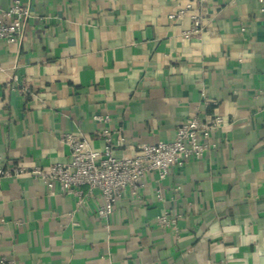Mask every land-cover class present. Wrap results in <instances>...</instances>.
<instances>
[{"label": "crops", "instance_id": "crops-1", "mask_svg": "<svg viewBox=\"0 0 264 264\" xmlns=\"http://www.w3.org/2000/svg\"><path fill=\"white\" fill-rule=\"evenodd\" d=\"M188 2L21 0L25 34L0 42V170L23 171L0 177V264H264V6L193 1L191 35ZM215 115V149L147 174L106 220L99 191L33 174L69 160L68 134L101 151L109 130L131 157Z\"/></svg>", "mask_w": 264, "mask_h": 264}, {"label": "built area", "instance_id": "built-area-1", "mask_svg": "<svg viewBox=\"0 0 264 264\" xmlns=\"http://www.w3.org/2000/svg\"><path fill=\"white\" fill-rule=\"evenodd\" d=\"M11 1L9 9L0 14V42L7 44L22 40L29 17V12L23 8L21 0ZM193 1L205 0H190L177 13L178 18L190 14L193 24L189 32L191 35L199 34L202 25L201 18L191 14L194 10ZM257 1L264 6V0ZM223 123V118L218 115L204 119L194 116L178 127L173 141L137 144L135 154L131 157H118L115 154L116 149L124 144V139H115L109 130L102 132L105 145L101 151L91 148L87 138L68 134L64 142L70 148L69 160L65 164H56L46 169L35 168L33 174L42 179L49 188L58 183L64 193L73 195L79 201L83 197V187H87L89 192L99 191L103 203L97 217L106 220L122 192L128 190L133 196L139 195L141 181L147 174L157 173L160 178H165L172 167L181 168L189 159L204 158L215 149L212 133ZM22 172L17 168L0 170V177L18 176ZM158 222L166 227L175 226L177 217H170L166 211L159 217Z\"/></svg>", "mask_w": 264, "mask_h": 264}]
</instances>
